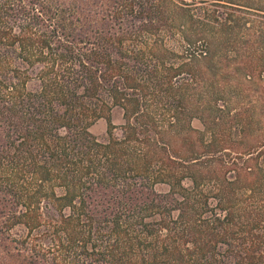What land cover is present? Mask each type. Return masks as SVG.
<instances>
[{
    "label": "trees",
    "instance_id": "1",
    "mask_svg": "<svg viewBox=\"0 0 264 264\" xmlns=\"http://www.w3.org/2000/svg\"><path fill=\"white\" fill-rule=\"evenodd\" d=\"M236 1L0 0V264H264V118L219 104L264 18Z\"/></svg>",
    "mask_w": 264,
    "mask_h": 264
},
{
    "label": "rangeland",
    "instance_id": "2",
    "mask_svg": "<svg viewBox=\"0 0 264 264\" xmlns=\"http://www.w3.org/2000/svg\"><path fill=\"white\" fill-rule=\"evenodd\" d=\"M186 1L190 3H199L203 0ZM207 1V6L209 8H216L212 6L214 0ZM236 2H238V4L250 5L255 8H264V0H237ZM240 15H242V17L238 29L239 37L237 39L235 53H230L228 59L229 67L226 68L225 71L219 72L218 78L221 86L229 83L227 85L229 87L226 88L228 93L223 95L224 99H221L219 104H228L231 108V112L227 111L223 113V115L224 117H229L232 124L237 123L234 117L240 110L244 115L251 116V118L255 120L264 118V18L258 17L255 13L253 15L241 13ZM250 62L253 63L258 70L255 72L254 79L247 78L245 76L246 71L243 69L247 64H250ZM228 65L225 66L227 67ZM114 121L117 126L123 123L122 117L118 114H116ZM192 124L195 129H203V124L199 119H194ZM263 125L264 124H260L258 127L256 126V128H254L255 132L257 128ZM107 127V121L101 119L91 127V132L102 139L107 134ZM235 129L236 126H234V131ZM262 130H264V128L258 131V133H261ZM116 132H120V129L117 128Z\"/></svg>",
    "mask_w": 264,
    "mask_h": 264
}]
</instances>
